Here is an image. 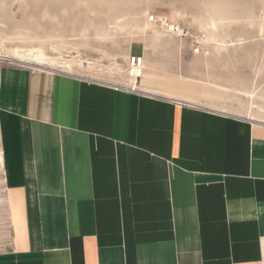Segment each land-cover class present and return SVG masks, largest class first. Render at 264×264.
I'll use <instances>...</instances> for the list:
<instances>
[{"label": "crops", "instance_id": "obj_1", "mask_svg": "<svg viewBox=\"0 0 264 264\" xmlns=\"http://www.w3.org/2000/svg\"><path fill=\"white\" fill-rule=\"evenodd\" d=\"M150 52L139 93L0 64V264H264V92Z\"/></svg>", "mask_w": 264, "mask_h": 264}, {"label": "rangeland", "instance_id": "obj_2", "mask_svg": "<svg viewBox=\"0 0 264 264\" xmlns=\"http://www.w3.org/2000/svg\"><path fill=\"white\" fill-rule=\"evenodd\" d=\"M39 47L75 59L67 73L107 85L127 81L128 58L148 49L162 77L211 80L241 108L248 97L236 89L264 92V0H0V64L40 68L10 53ZM2 179L0 171V195ZM5 222L0 216V229Z\"/></svg>", "mask_w": 264, "mask_h": 264}, {"label": "bare ground", "instance_id": "obj_3", "mask_svg": "<svg viewBox=\"0 0 264 264\" xmlns=\"http://www.w3.org/2000/svg\"><path fill=\"white\" fill-rule=\"evenodd\" d=\"M10 53L14 58H17L22 63L31 62V64L33 63L34 66L40 67V68L50 67L53 69L54 67H62V68L68 69V70L61 69L62 71L74 73V71H71V70L75 69L74 67L76 63L75 59H65L63 57H55V56L49 55L43 47L27 48V49L26 48H14V49H11ZM51 66H54V67H51ZM145 69H146V60H145ZM127 71H128L127 74H128L129 79L127 80V82H125V84L132 85L135 82V78L130 76L129 69H127ZM140 86L141 84L139 85V87Z\"/></svg>", "mask_w": 264, "mask_h": 264}, {"label": "built area", "instance_id": "obj_4", "mask_svg": "<svg viewBox=\"0 0 264 264\" xmlns=\"http://www.w3.org/2000/svg\"><path fill=\"white\" fill-rule=\"evenodd\" d=\"M128 69L130 76L135 78L134 84H110L116 89H121L133 93L141 92L139 85L141 84V80L145 75V57L144 55L133 54L128 58Z\"/></svg>", "mask_w": 264, "mask_h": 264}]
</instances>
